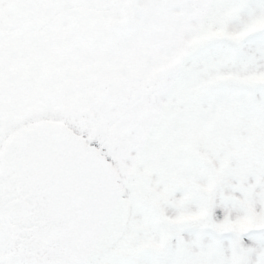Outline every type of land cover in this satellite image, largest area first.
<instances>
[{
	"label": "snow or ice",
	"instance_id": "1",
	"mask_svg": "<svg viewBox=\"0 0 264 264\" xmlns=\"http://www.w3.org/2000/svg\"><path fill=\"white\" fill-rule=\"evenodd\" d=\"M0 264H264V0H0Z\"/></svg>",
	"mask_w": 264,
	"mask_h": 264
}]
</instances>
